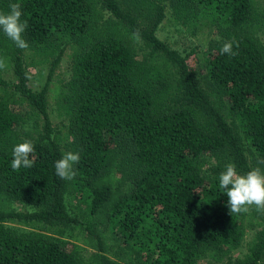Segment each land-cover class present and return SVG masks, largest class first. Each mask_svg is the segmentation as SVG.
Masks as SVG:
<instances>
[{
    "label": "trees",
    "instance_id": "1",
    "mask_svg": "<svg viewBox=\"0 0 264 264\" xmlns=\"http://www.w3.org/2000/svg\"><path fill=\"white\" fill-rule=\"evenodd\" d=\"M16 2L29 47L0 30V59L16 78L0 74V264H264V214L231 215L219 188L229 163L264 172V9L255 0H0V12ZM168 10L192 36L215 31L202 79L189 55L157 37ZM226 41L236 56L221 54ZM139 44L149 49L142 59ZM72 45L65 143L48 106ZM32 54L51 58L40 91L29 84ZM20 100L42 115V130L25 129ZM25 141L33 166L13 171V147ZM69 145L80 161L62 180L54 165ZM252 228L245 257L229 261Z\"/></svg>",
    "mask_w": 264,
    "mask_h": 264
},
{
    "label": "rangeland",
    "instance_id": "2",
    "mask_svg": "<svg viewBox=\"0 0 264 264\" xmlns=\"http://www.w3.org/2000/svg\"><path fill=\"white\" fill-rule=\"evenodd\" d=\"M255 5L259 11L264 9V1L255 0ZM157 37L168 44L172 49L184 54L189 55L188 64L190 68L195 71L200 79L206 72V60L209 56V46L212 40L216 39L217 36L214 30H204L197 36H192L188 30L177 23L171 15V11L168 10L167 17L161 23L156 31ZM136 53L139 54V58L142 59L148 50L142 45L134 46ZM77 52V48L73 45L70 46L63 54L60 64L56 69L53 81L54 84L51 86L52 91L49 93V106L48 114L53 125L54 133L53 137L58 141L68 143L64 141V135L67 132L66 125L68 124V116L62 106L63 94L67 93V83L69 82L72 75V63L73 57ZM26 65L28 68L29 84L35 91H40L48 78V73L51 68V58L48 56L41 55H28L26 57ZM0 74L9 82L15 83L16 78L13 75L12 70L5 68L0 70ZM17 109L21 113L26 114L25 129H31L32 131L37 129L42 130L45 124L42 115L37 111H33L32 108L24 101L20 100ZM37 132H32L29 136H37ZM34 137V138H35ZM64 148H65V144ZM68 152H73L71 146H66ZM17 209L22 212L31 211V206L17 204ZM15 229L21 231L29 230V228L23 227L19 224H9ZM257 229L252 228L248 230L245 241L241 249L233 254L229 261H235L245 257L254 241ZM84 261H90L92 259V251L89 249H83L81 253ZM208 259H204L200 264H209Z\"/></svg>",
    "mask_w": 264,
    "mask_h": 264
},
{
    "label": "clouds",
    "instance_id": "3",
    "mask_svg": "<svg viewBox=\"0 0 264 264\" xmlns=\"http://www.w3.org/2000/svg\"><path fill=\"white\" fill-rule=\"evenodd\" d=\"M10 11L0 12V30L8 39L14 42L17 48L27 49L28 43L22 38V34L28 27L26 20H22L23 12L19 2L9 4ZM132 38L137 43L141 37L139 31L132 33ZM238 47V45H236ZM234 42L226 41L223 43L220 52L228 56H236L238 53L233 51ZM4 59H0V70L6 68ZM34 152L31 141L18 143L12 150V162L10 167L13 171L23 168H31L33 160L30 155ZM80 161V154L66 152L61 159L55 162V173L62 180H72L75 177L74 166ZM219 188L224 190L227 196V206L230 214H246L250 210H255L264 214V172L256 167L246 174H238L236 166L229 163L225 170L219 175Z\"/></svg>",
    "mask_w": 264,
    "mask_h": 264
}]
</instances>
